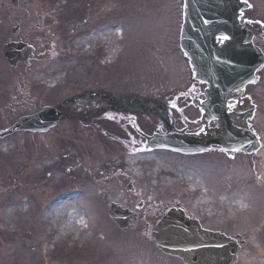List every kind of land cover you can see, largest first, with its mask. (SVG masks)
I'll use <instances>...</instances> for the list:
<instances>
[{"label":"rangeland","instance_id":"374dc122","mask_svg":"<svg viewBox=\"0 0 264 264\" xmlns=\"http://www.w3.org/2000/svg\"><path fill=\"white\" fill-rule=\"evenodd\" d=\"M176 4L17 0L15 7L0 0V130L87 92L94 83L148 100L175 91L187 77L170 42ZM79 5L89 11L80 16ZM17 26L19 39L35 54L28 68L12 70L1 50ZM246 93L256 108L251 127L262 147L252 156L213 152L199 164L195 161L202 158L146 150L141 135H151L153 128L140 123L152 125L153 119L106 111L91 117L101 105L88 101L65 109L52 134L20 132L0 141V264H180L160 256L144 235L157 214L175 205L208 227L239 237L236 264H264V69ZM185 112L192 116L193 109ZM171 113L179 118L181 108L172 105ZM106 121L109 126L100 127ZM125 122H134L141 133L133 148V129ZM62 196L72 197L71 204L49 210ZM110 203L138 215L136 230L116 228L106 216ZM77 213L84 226L76 234L66 232L69 216Z\"/></svg>","mask_w":264,"mask_h":264},{"label":"water","instance_id":"95a60500","mask_svg":"<svg viewBox=\"0 0 264 264\" xmlns=\"http://www.w3.org/2000/svg\"><path fill=\"white\" fill-rule=\"evenodd\" d=\"M184 1L186 17L183 35L186 34V37L189 38L188 32L192 28L191 23L195 15H198L200 20H195L193 26L202 31L203 7L211 5L212 0ZM214 4L219 6V10L206 8L207 13L217 12L221 17L228 10L227 6H234V10L240 8L236 0H225L226 6L222 8L217 2ZM234 20L235 25L237 22L233 17ZM222 25L220 24L221 30L217 34L229 37L230 41L223 46L214 44L213 38L217 34L215 31L210 32L212 27H206L207 34L198 35L200 37L198 43L181 44L182 50L190 60L196 79L208 86L205 93L206 101L200 106L203 123L207 124L211 120H217L218 129L207 132L204 138L189 136L186 139L172 131L162 118L167 133L147 139L150 147L186 154L203 152L212 145L221 147L226 154L237 152L233 149H238V152L252 153L259 148L256 138L247 127V120L252 118L254 108L249 105L247 100H244L242 106L232 108V112L228 114L227 105L231 101H240L245 86L256 83L255 73L263 67V56L250 44L252 27L239 32L236 27H231L232 23L231 26ZM254 28L259 31L258 27L254 26ZM17 33L18 29L16 28L13 30V37H16ZM32 53L33 49L23 44L10 43L3 49V56L10 67H16L19 63L28 65ZM77 99L66 100L55 108H44L38 115L22 118L12 129L0 137L17 131L46 132L61 117L59 110ZM89 99H92V96H89ZM134 104L139 106L140 102ZM142 111L150 112V110ZM109 216L122 231L129 230L128 224L131 215L126 211L111 205ZM156 229L157 234L153 237L157 247L166 254L182 258L188 264H233L236 260L238 247L234 241L201 231L198 224L189 221L180 211L168 213Z\"/></svg>","mask_w":264,"mask_h":264},{"label":"flooded vegetation","instance_id":"af4514ba","mask_svg":"<svg viewBox=\"0 0 264 264\" xmlns=\"http://www.w3.org/2000/svg\"><path fill=\"white\" fill-rule=\"evenodd\" d=\"M179 4L173 5V10H174V25H173V34H172V41L176 45H180V33H181V28L183 24V12H184V4L183 0H178ZM244 2L247 6V9L240 13V18H239V24L242 27H245L246 25H251V24H259L263 29H264V0H241ZM226 40H222L221 38H218L216 43L218 44H224ZM252 44L253 46L259 48L262 53L264 52V32L263 33H257L253 39H252ZM187 72V71H186ZM95 84V91L98 92V86L97 83ZM205 90V86L201 85L200 83H197L193 76H187V79L179 85V91L178 96L175 97L173 102L177 104L178 107L185 108L187 106H191L195 113L193 116H189L188 120H182L181 124L178 121H174L172 118V123L175 127L176 130L178 131H184L186 134H197V135H204L206 128L200 127V125L197 124V122L200 119V110H199V105L202 103L204 100L203 97V92ZM176 91V90H175ZM102 94H108L107 91L102 90L100 91ZM168 100V99H167ZM122 105V101L118 100ZM95 102H100L102 107L104 106V111H109L110 108L107 107V101L104 99H97ZM119 104L116 106L117 110H122L121 112H129L127 109H124L122 106ZM148 107H151L152 105L147 104ZM176 106V108H178ZM190 123H196V129L194 132H189V124ZM216 127L215 122H211L208 125V129H214ZM161 132V127L159 126L157 128L156 133ZM209 151H218V148L213 147ZM149 230L150 228L147 227Z\"/></svg>","mask_w":264,"mask_h":264},{"label":"bare ground","instance_id":"6f19581e","mask_svg":"<svg viewBox=\"0 0 264 264\" xmlns=\"http://www.w3.org/2000/svg\"><path fill=\"white\" fill-rule=\"evenodd\" d=\"M114 31H115V33H118V35H120V33H121L120 29H114ZM72 200H73L72 197L62 196L60 199L57 200L58 202L55 204L56 206L52 205V207H50L49 210H54L55 209L54 207H57L59 205L63 206L65 204H71ZM62 203H64V204H62ZM20 207H21V204H17L15 208H20ZM12 210H14V209H10L8 211V213L11 212ZM48 214H49V211H46L42 216V220L46 221V217ZM83 226H84V220L82 218L81 213H77L76 215H70L69 216V224H68V226H66V232L76 234L77 230L82 228ZM65 235L66 234L64 232L61 233V237L62 236L64 237Z\"/></svg>","mask_w":264,"mask_h":264},{"label":"snow or ice","instance_id":"6c2138e0","mask_svg":"<svg viewBox=\"0 0 264 264\" xmlns=\"http://www.w3.org/2000/svg\"><path fill=\"white\" fill-rule=\"evenodd\" d=\"M221 39H222V40H226V39H229V37L224 36V37H222ZM228 107L231 108L232 105H229ZM233 150H234V151H238V149H233Z\"/></svg>","mask_w":264,"mask_h":264}]
</instances>
